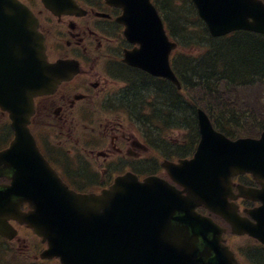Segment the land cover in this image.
Returning <instances> with one entry per match:
<instances>
[{
	"label": "water",
	"instance_id": "1",
	"mask_svg": "<svg viewBox=\"0 0 264 264\" xmlns=\"http://www.w3.org/2000/svg\"><path fill=\"white\" fill-rule=\"evenodd\" d=\"M193 1L213 36L240 29L264 34L261 0ZM112 2L124 7L127 34L141 43L125 61L177 82L167 62L175 44L168 42L149 0ZM0 15L2 28L26 33L33 63L26 90L14 87L16 98L11 102L0 96V106L9 111L15 131L9 147L0 152V176L11 180L0 185V232L9 235L8 218L26 223L48 241L42 255L59 256L63 264H231L218 227L196 213L195 206L205 204L234 229L241 225L243 231H251L224 196L233 175L264 167V131L258 139L230 140L216 132L198 109L200 140L193 158L164 162L182 190L156 176L139 181L129 173L100 194L70 191L40 155L27 129L33 95L49 89L59 75L46 63L41 38L26 8L14 0H0ZM240 191L249 196L248 188ZM23 202L30 207L27 212L20 210Z\"/></svg>",
	"mask_w": 264,
	"mask_h": 264
},
{
	"label": "flooded vegetation",
	"instance_id": "2",
	"mask_svg": "<svg viewBox=\"0 0 264 264\" xmlns=\"http://www.w3.org/2000/svg\"><path fill=\"white\" fill-rule=\"evenodd\" d=\"M21 1L37 19L48 60L75 63L76 71L60 81L53 92L36 96L29 123L40 150L62 179L78 192L98 193L125 172L144 177V168L151 164H156V174L166 177L157 158L159 146L175 153L176 145L171 141L161 144L157 136L152 147L145 132L150 87L154 89L160 78L123 61L124 52L135 45L126 39L124 26L118 21L122 10L108 0H75L79 6L75 11L54 13L41 0ZM167 158L178 159L176 154ZM232 180L234 193L238 184L254 189H262L264 184L252 173L235 175ZM235 203L240 215L264 229V214L246 213L259 207L261 200L239 196ZM198 211L207 213L201 207ZM218 222L225 229L224 244L238 264H264V242ZM17 228L18 235L5 241L20 248L24 234L32 237L37 251L32 256L37 261L45 245L29 228ZM29 246L24 243L20 249L23 257L30 258Z\"/></svg>",
	"mask_w": 264,
	"mask_h": 264
},
{
	"label": "trees",
	"instance_id": "3",
	"mask_svg": "<svg viewBox=\"0 0 264 264\" xmlns=\"http://www.w3.org/2000/svg\"><path fill=\"white\" fill-rule=\"evenodd\" d=\"M156 1L159 8L165 10L169 28L178 43L181 46L188 43L190 47L188 56L178 54L175 61L180 78L185 86L188 85V101L179 92L171 97L161 92V106L171 121L165 120L164 115L158 116L160 121L180 126L175 120L188 116V130L193 138L196 136L194 112L200 107L207 112L215 128L229 137L238 132L246 133L251 124L262 127L264 104L248 98V90L264 83V35L234 32L230 36L213 38L190 0L188 15L181 16L180 20L174 18L171 0ZM223 82L237 87L239 92L235 99L223 96L226 90Z\"/></svg>",
	"mask_w": 264,
	"mask_h": 264
},
{
	"label": "rangeland",
	"instance_id": "4",
	"mask_svg": "<svg viewBox=\"0 0 264 264\" xmlns=\"http://www.w3.org/2000/svg\"><path fill=\"white\" fill-rule=\"evenodd\" d=\"M177 3H180V0H177ZM249 38H251V37L248 36V39ZM179 50H180V53H186V54H188V51H190V47H188V43H185L184 47L179 48ZM223 85H225V89H226L222 93L223 96H226L227 98L235 99L236 96L238 95L237 92H239L237 90V87H235L232 84H229L227 82H223ZM254 86H256V85H254ZM157 87L158 88H161V86H157ZM252 87L250 88V90H248L249 95H250L248 98H251V99L255 100L256 99L255 98L256 95L259 94V95H262V97L260 99H256V100L260 101L262 99V102H264V85L261 86V87L256 86L253 89H252ZM162 88H164V87H162ZM164 89H166V87ZM241 91H243V90H241ZM186 95L188 96V92H187ZM0 128H1V126H0ZM246 131H248V132L249 131H253L254 133H257L259 130L256 128V126H254V125L251 124V127H248L246 129ZM167 133H168L167 135L162 134V136L164 135L166 137V140L167 141H172V139H177V138H179V140L181 141V140H184L186 138V132L184 130L178 131V130L169 129V130H167ZM240 134H244V133L238 132L236 135H240ZM169 138H170V140H169ZM184 148H187L188 150L190 149L189 145H188V147H184ZM144 172L147 173V171H144ZM25 236H27V235H25ZM25 242H29L28 237L25 239ZM23 243H24L23 241L20 242V246L21 247L23 246ZM0 250H1V248H0ZM32 251H33V249H31V252ZM6 253H7V256H10V258L7 257L10 260V262H9L10 264H15L17 258L21 254L19 252V250H12V251L6 252ZM19 264H23V263H19Z\"/></svg>",
	"mask_w": 264,
	"mask_h": 264
},
{
	"label": "bare ground",
	"instance_id": "5",
	"mask_svg": "<svg viewBox=\"0 0 264 264\" xmlns=\"http://www.w3.org/2000/svg\"><path fill=\"white\" fill-rule=\"evenodd\" d=\"M2 250V249H1ZM208 257V256H207ZM210 258V257H209Z\"/></svg>",
	"mask_w": 264,
	"mask_h": 264
}]
</instances>
